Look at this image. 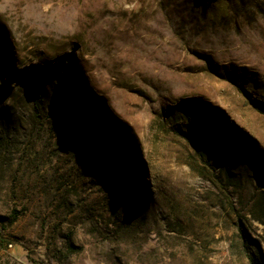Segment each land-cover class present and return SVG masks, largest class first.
Listing matches in <instances>:
<instances>
[{
	"label": "rangeland",
	"instance_id": "1",
	"mask_svg": "<svg viewBox=\"0 0 264 264\" xmlns=\"http://www.w3.org/2000/svg\"><path fill=\"white\" fill-rule=\"evenodd\" d=\"M0 264H264V0H0Z\"/></svg>",
	"mask_w": 264,
	"mask_h": 264
}]
</instances>
